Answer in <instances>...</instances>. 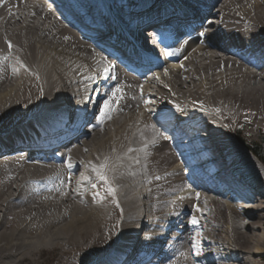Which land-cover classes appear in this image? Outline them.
I'll list each match as a JSON object with an SVG mask.
<instances>
[{
  "label": "bare ground",
  "instance_id": "bare-ground-1",
  "mask_svg": "<svg viewBox=\"0 0 264 264\" xmlns=\"http://www.w3.org/2000/svg\"><path fill=\"white\" fill-rule=\"evenodd\" d=\"M70 1L80 9L64 6L55 16L42 0H0V264L37 262L43 251L53 256L41 264H143L137 261L145 257L151 264H257L264 251V197L257 196L263 162L236 130L264 124V55L257 58L264 54V0H91L105 16L117 9L154 18L161 1L177 17L207 13L211 31L201 23L191 37L154 50L141 73L110 69L108 56L65 23L85 12L84 2ZM116 23L129 30L128 20ZM123 33L108 40L124 47ZM162 67L166 73L155 77ZM105 101L110 110L101 120ZM152 112L166 115L178 147ZM78 119L87 121L85 132ZM50 128V137L40 134ZM204 132L226 164V181L197 164L196 136ZM75 137L52 153L57 160L41 159ZM178 151L195 180L216 190L214 199L203 202L186 186ZM105 162L107 182L90 167ZM132 179L145 181V191L134 181L129 190ZM226 182L254 192L249 210L232 204Z\"/></svg>",
  "mask_w": 264,
  "mask_h": 264
},
{
  "label": "rangeland",
  "instance_id": "rangeland-1",
  "mask_svg": "<svg viewBox=\"0 0 264 264\" xmlns=\"http://www.w3.org/2000/svg\"><path fill=\"white\" fill-rule=\"evenodd\" d=\"M165 68V67H164ZM162 70V71H161ZM166 73V70L165 69H163V67H162V69H160L158 72H156V74L157 75H154L155 77L156 76H160V75H162V74H165ZM151 75V74H150ZM158 80H159V78H157ZM157 79H155V80H153V82H151L150 83V88L149 89H156V86H157V84H155L154 82L157 80ZM153 83V84H152ZM144 85V84H143ZM158 98V96H156L155 98H153V97H150V101L152 102V103H154L155 101H153V99L154 100H156ZM141 111H143V109L141 110L140 109V112ZM80 126V125H79ZM248 126V125H247ZM247 126H244V127H247ZM84 131H86V130H84ZM83 131V132H84ZM250 131V132H249ZM17 134V133H16ZM236 135H238L237 137L238 138H240V139H243V140H245V142L247 143V145H249V144H251V143H257V144H259V145H261L263 148H264V124H261V126L257 129V130H250V128L246 131V130H244V129H240V128H238L237 130H236ZM233 136V134H231L230 136H229V138L231 139V137ZM170 143V142H169ZM237 157V156H236ZM237 159L238 160H240V161H243V163H244V159H240V158H238L237 157ZM260 167H261V169L262 170H264V164L263 163H260ZM135 180H137L136 179V177H135ZM135 180H130V183L128 184V186H127V188L130 190L134 185H138V187L139 188H141V191H145V181H137L138 182V184H137V182H135ZM133 181H134V185H133ZM141 182V183H140ZM136 183V184H135ZM142 184V185H141ZM143 188H144V190H143ZM132 190V189H131ZM139 190V189H138ZM138 190H136V192L138 191ZM259 193H261L262 194V196L264 197V188L262 189L261 187L259 188V190L257 191V196H259ZM142 197V198H141ZM138 198H139V202H141V203H145V198L141 195V196H138ZM136 200V199H135ZM261 205L263 206V209L261 210V215L262 216H264V203H261ZM143 208V207H142ZM204 209V211L206 210L205 208H203ZM143 210V209H142ZM142 210L140 209V212H142ZM204 217V215H202V217L201 218H203ZM261 233H262V231H263V233H264V229L263 230H259ZM258 233V232H257ZM143 234H144V229H140L139 230V239L140 238H142V236H143ZM264 235V234H263ZM205 249V248H204ZM263 249H264V247H263ZM243 251V250H242ZM53 256V253L51 252H48V251H43V253L41 254V257H40V259H39V261H37V262H34V260H23V261H21L19 264H41V261H43V260H49L51 257ZM2 264H12V262L11 261H8V260H2V262H1ZM208 264H211V263H208ZM257 264H264V251L261 253V257L259 258V261L257 262Z\"/></svg>",
  "mask_w": 264,
  "mask_h": 264
},
{
  "label": "snow or ice",
  "instance_id": "snow-or-ice-1",
  "mask_svg": "<svg viewBox=\"0 0 264 264\" xmlns=\"http://www.w3.org/2000/svg\"><path fill=\"white\" fill-rule=\"evenodd\" d=\"M9 47H11V43L9 42ZM107 71V70H106ZM109 110H110V104H109V102L108 101H105V103H104V110H102L101 111V113H100V118H101V120L104 118V117H106V116H108V112H109ZM110 118V117H109ZM130 151H131V149H130ZM90 167L92 168V170L96 173V175L101 179V180H103V181H105V182H107L108 181V177L101 171L102 169H105L106 167H107V163L105 162V163H103V164H100V165H90ZM87 178V177H86ZM109 192L110 193H112L113 195H114V193H115V189L114 188H112V187H110L109 186ZM199 210V209H198ZM192 223L193 224H196V223H198V220L196 219V217H193L192 218ZM195 247H197L198 248V245H196ZM196 254L197 255H199L200 254V252H199V250L196 252Z\"/></svg>",
  "mask_w": 264,
  "mask_h": 264
},
{
  "label": "trees",
  "instance_id": "trees-1",
  "mask_svg": "<svg viewBox=\"0 0 264 264\" xmlns=\"http://www.w3.org/2000/svg\"><path fill=\"white\" fill-rule=\"evenodd\" d=\"M247 146L249 147L250 151L257 157V159L261 160V162L264 163V148L257 143H251Z\"/></svg>",
  "mask_w": 264,
  "mask_h": 264
}]
</instances>
